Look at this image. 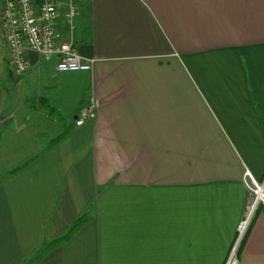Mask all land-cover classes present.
I'll return each instance as SVG.
<instances>
[{
	"label": "crops",
	"instance_id": "crops-1",
	"mask_svg": "<svg viewBox=\"0 0 264 264\" xmlns=\"http://www.w3.org/2000/svg\"><path fill=\"white\" fill-rule=\"evenodd\" d=\"M57 4L61 40L94 61L58 71L26 53L0 118L14 162L0 163V264H225L253 198L245 169L264 179V0H79L72 30ZM236 248L264 264L262 205Z\"/></svg>",
	"mask_w": 264,
	"mask_h": 264
},
{
	"label": "built area",
	"instance_id": "built-area-1",
	"mask_svg": "<svg viewBox=\"0 0 264 264\" xmlns=\"http://www.w3.org/2000/svg\"><path fill=\"white\" fill-rule=\"evenodd\" d=\"M79 0H65L64 20L69 28H74L78 14ZM57 0H3L0 11V63L2 61L1 41H5L8 63L13 75L23 74L30 66L26 56L34 51L43 60L56 59L58 71L88 70L94 59L81 55L72 44L61 40L57 26ZM96 104L93 99L79 109L75 125H81L95 116ZM244 183L250 190L253 200L246 216L237 227L238 239L234 243L225 264H239L236 254L237 243L243 235L253 209L262 205L264 209V179L257 181L245 169Z\"/></svg>",
	"mask_w": 264,
	"mask_h": 264
},
{
	"label": "water",
	"instance_id": "water-1",
	"mask_svg": "<svg viewBox=\"0 0 264 264\" xmlns=\"http://www.w3.org/2000/svg\"><path fill=\"white\" fill-rule=\"evenodd\" d=\"M10 79V89L7 92L8 95V103L4 107V109L0 112V118L5 119L10 116L13 111L15 110L18 101H19V94H18V87H17V79L13 75L11 71L8 73Z\"/></svg>",
	"mask_w": 264,
	"mask_h": 264
},
{
	"label": "trees",
	"instance_id": "trees-1",
	"mask_svg": "<svg viewBox=\"0 0 264 264\" xmlns=\"http://www.w3.org/2000/svg\"><path fill=\"white\" fill-rule=\"evenodd\" d=\"M17 78V77H16ZM86 216L87 215H83L81 217H79L77 220H75L71 226L67 229V231L62 234L59 237L54 238L51 241L48 242H44L35 252V260H38L41 255L47 251L48 249H50L51 247H53L55 244H57L58 242H61L63 240H65L66 238H68L77 228L80 224H82L85 220H86Z\"/></svg>",
	"mask_w": 264,
	"mask_h": 264
},
{
	"label": "rangeland",
	"instance_id": "rangeland-1",
	"mask_svg": "<svg viewBox=\"0 0 264 264\" xmlns=\"http://www.w3.org/2000/svg\"><path fill=\"white\" fill-rule=\"evenodd\" d=\"M17 77V76H16ZM7 85H9V81H8V83H7ZM2 131V132H1ZM6 132H7V130H6V128L5 129H2V127H1V122H0V138H2V136L4 135V134H6ZM1 133H3V134H1ZM51 136H53V135H51ZM1 151H5L7 154H10V152H8L7 150H6V148L4 149H2ZM17 154V153H16ZM20 154V153H19ZM26 154V153H25ZM18 155V154H17ZM21 155H23V153H21ZM0 163H1V165L3 166V165H11L12 163H14L13 162V159L11 160V155H9V156H6L5 158H2V159H0ZM252 200H253V198H252ZM252 202V201H251ZM235 249H237L236 247H235ZM24 264H35L33 261H27V262H25Z\"/></svg>",
	"mask_w": 264,
	"mask_h": 264
}]
</instances>
